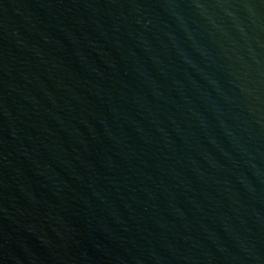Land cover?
I'll return each mask as SVG.
<instances>
[{"label": "water", "instance_id": "95a60500", "mask_svg": "<svg viewBox=\"0 0 264 264\" xmlns=\"http://www.w3.org/2000/svg\"><path fill=\"white\" fill-rule=\"evenodd\" d=\"M0 264H264V0H0Z\"/></svg>", "mask_w": 264, "mask_h": 264}]
</instances>
